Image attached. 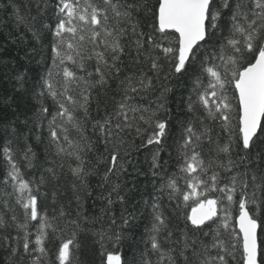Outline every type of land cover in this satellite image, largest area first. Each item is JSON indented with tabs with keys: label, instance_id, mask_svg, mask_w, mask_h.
Wrapping results in <instances>:
<instances>
[{
	"label": "snow or ice",
	"instance_id": "1",
	"mask_svg": "<svg viewBox=\"0 0 264 264\" xmlns=\"http://www.w3.org/2000/svg\"><path fill=\"white\" fill-rule=\"evenodd\" d=\"M10 8L8 26H23L35 44L25 52L24 71L4 74L11 91L0 94L5 264H264V0L2 6L5 14ZM184 78L187 96L181 93V115H174L173 88L160 84L156 94L157 85ZM33 138L44 152L39 165ZM136 138L149 150L159 195L144 201L151 212L143 247L134 242L125 256L115 249L131 238L139 217L126 208L119 222L110 215L113 193L126 204L111 177L123 170L120 152L127 155ZM89 154L96 156L92 167ZM37 168L38 179L25 177V169ZM93 175L111 186L103 215L85 213L82 193L91 195Z\"/></svg>",
	"mask_w": 264,
	"mask_h": 264
},
{
	"label": "trees",
	"instance_id": "2",
	"mask_svg": "<svg viewBox=\"0 0 264 264\" xmlns=\"http://www.w3.org/2000/svg\"><path fill=\"white\" fill-rule=\"evenodd\" d=\"M21 2H26V0H21ZM10 0H0V94H4L11 91V86L7 80L4 79V74L7 73L9 77L15 75V70L19 68L21 71L25 70V67L29 66V61L25 56V52L30 50L31 47L35 44V41L32 40L31 34L26 33L23 26L19 29L10 28L8 26L9 17L11 16V8L9 12L5 14L2 10L3 5H9ZM11 32V35L9 33ZM23 36L24 39L20 43H14L13 41L16 40L17 36ZM45 45L47 44V37L44 38ZM39 59V57H37ZM31 69H36L37 66L35 63H32L30 66ZM160 84H168L170 87L173 88V93L169 94L168 102L169 107L172 110L174 115H181L178 112L176 104L180 100L181 93L184 96H187V81L186 78L176 80L172 79L170 81H165L163 79L160 80L159 84L157 85V93L159 91ZM150 95L147 99L141 101V103L147 105L149 100H154L155 95ZM51 102H49L50 104ZM95 106L93 105V108ZM22 111H27L23 105H21ZM30 115V113H28ZM95 114V113H93ZM23 119V116L21 117ZM20 128H23V124L19 125ZM145 128L147 126H144ZM150 131V130H148ZM47 135V133H44ZM147 133H145L146 135ZM88 135H92L89 131ZM135 137V132L132 133V136L128 137L129 141L133 140ZM33 143L34 148L38 154L37 164H42L44 161V152L42 147H40L34 140L31 141ZM3 143V131H0V146ZM127 147V155H125L124 151L120 152V158L118 160L119 164H122L123 170L118 171V175H114L111 177L113 182L119 183L120 193L125 197L126 204L121 205V203L116 200L115 193L112 194V199L115 203L111 206L112 211L110 215H113L117 218L119 222V217L121 212L127 209V212L135 211L139 219L137 220V224L139 225L137 228L132 230L130 233L131 238L125 242L124 247L117 248L115 251L124 254L125 256L129 255L130 248L132 247L133 243L136 242L138 244L141 235H145V224H148V217L150 215L151 209L146 208L144 206L145 200H150L152 195H159L154 189L153 181L154 178L151 175L150 171V163H151V156L147 147L141 145L140 138H136L133 143L126 145ZM99 151H103V145H99ZM162 156L167 159L168 153H162ZM89 160L92 162L89 164V167H92L96 163V156L93 154H89ZM174 164L175 160L169 161L168 167L174 171ZM106 168V163H101L99 166V172L102 174ZM39 171L40 169H33L31 171L24 170L25 177L31 179L35 177L36 179L39 178ZM66 171V169H65ZM110 185L101 187V180L98 176L93 175L88 178V190L91 195L87 193H82L84 196V209L87 215H103V209L108 207L106 199L110 191ZM71 196V190L68 189L67 192L61 196V200L65 205L68 204L69 197ZM163 203L165 205L168 204L167 198L164 197ZM73 208L75 207V202H72ZM174 207V206H173ZM191 209H185V211H190ZM51 206L48 207V212L51 214ZM167 214H172V208H165ZM126 214V213H125ZM35 223V222H33ZM105 226L107 225L108 221L105 218ZM171 223L173 225H179L180 228L183 227L182 221H177L175 216H173ZM150 227V225H149ZM175 235L179 237L180 232L177 230ZM145 235V239H146ZM139 247H143V245H139ZM6 252L3 248H0V264H5L6 261ZM89 259L91 257L89 256ZM153 261L155 257L152 258Z\"/></svg>",
	"mask_w": 264,
	"mask_h": 264
}]
</instances>
